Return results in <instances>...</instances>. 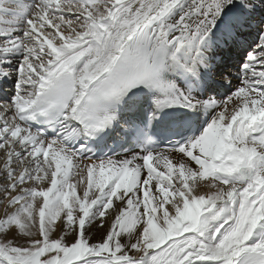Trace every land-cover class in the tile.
Masks as SVG:
<instances>
[{
  "label": "snow or ice",
  "instance_id": "1",
  "mask_svg": "<svg viewBox=\"0 0 264 264\" xmlns=\"http://www.w3.org/2000/svg\"><path fill=\"white\" fill-rule=\"evenodd\" d=\"M4 84L0 264H264V0H0Z\"/></svg>",
  "mask_w": 264,
  "mask_h": 264
},
{
  "label": "bare ground",
  "instance_id": "2",
  "mask_svg": "<svg viewBox=\"0 0 264 264\" xmlns=\"http://www.w3.org/2000/svg\"><path fill=\"white\" fill-rule=\"evenodd\" d=\"M225 58H226V60L228 59L227 54H226ZM228 62L231 63L230 60H228ZM234 70H235V69H233V71H234ZM234 83H235V81H234ZM2 87H4V91H5V92H9V93L11 92V84H4V85H2ZM0 95H3V94H0Z\"/></svg>",
  "mask_w": 264,
  "mask_h": 264
},
{
  "label": "rangeland",
  "instance_id": "3",
  "mask_svg": "<svg viewBox=\"0 0 264 264\" xmlns=\"http://www.w3.org/2000/svg\"><path fill=\"white\" fill-rule=\"evenodd\" d=\"M0 214H2V210H0Z\"/></svg>",
  "mask_w": 264,
  "mask_h": 264
}]
</instances>
